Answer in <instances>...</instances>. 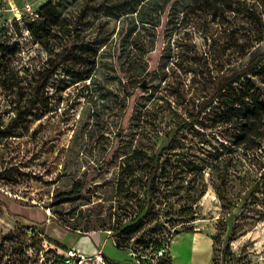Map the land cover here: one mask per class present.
<instances>
[{
	"label": "rangeland",
	"instance_id": "1",
	"mask_svg": "<svg viewBox=\"0 0 264 264\" xmlns=\"http://www.w3.org/2000/svg\"><path fill=\"white\" fill-rule=\"evenodd\" d=\"M48 1L0 0V264H67L69 250L89 256L101 250L106 264H190L192 259L204 264L205 256L212 258V238L211 264H264V159L251 161L234 145L235 131L214 127L212 115L200 117L196 124L191 120L212 84L185 71L194 69L187 60L191 45L209 62L214 56L210 44L216 46L217 57L230 62L228 71L248 59L231 48L233 37L238 45L252 44L255 52L264 53V40L254 41L255 32L264 29V0L238 2L234 10L224 9L220 21L204 17L174 29L165 14L148 56L154 75L126 87L120 48H108L91 82H76L74 70H60L40 84L42 118L36 120L30 112L14 121L32 93V76L47 68L49 53L32 38L27 24ZM117 25L110 21L108 30ZM180 54L182 67L174 72ZM71 61L75 70L82 68ZM162 65H167L168 75L160 72ZM178 122L185 123L179 130ZM164 146H170L167 156L180 165L170 186L182 190L189 180H204L206 186L194 205L195 220L188 223L206 237L195 241L193 234H184L192 245L185 249L184 239L178 241L175 249L185 254L174 261L172 241L164 246L165 253H145L136 243L143 232L128 242V249L117 247L106 233L116 228L117 213L124 212L119 205L128 213L133 205L136 212L137 197H143L144 175L129 179L125 193H118L122 158L137 148L154 152ZM212 148L218 149L214 155L220 154V159L213 161L214 170L200 174L196 165L208 160ZM223 177L227 184L218 188ZM81 182H86L85 189L71 195ZM174 190L168 204L154 199L157 214L149 227L163 224L170 234L181 227L163 215L170 203L175 209L186 203V198L176 200ZM61 223L88 232L66 231ZM57 238L64 247L55 244Z\"/></svg>",
	"mask_w": 264,
	"mask_h": 264
},
{
	"label": "trees",
	"instance_id": "2",
	"mask_svg": "<svg viewBox=\"0 0 264 264\" xmlns=\"http://www.w3.org/2000/svg\"><path fill=\"white\" fill-rule=\"evenodd\" d=\"M244 1L246 0H49L38 10L37 17L27 24L32 38L49 53L47 68L43 73H39L38 77L35 74L32 76L29 82L32 93L28 95L26 106L19 110L14 121L26 117L30 112H34L32 116L36 120L42 118L41 110L44 106L39 100L40 84H46L60 70H74L72 73L76 82H91L99 68L101 57L108 48H120L118 56L124 58L126 87H133L140 79L154 75L155 73L150 72L148 56L154 50L163 15H167V25L174 29L178 25L182 27L190 24L191 21L199 22L204 17L220 21L224 16V9L234 10L233 6L237 8L238 2ZM110 21H116L118 25L109 31ZM263 31L264 29L255 32L257 36L254 41L264 40ZM231 42V48L238 53L239 58L248 59L230 71L225 70L230 64L229 60L217 57L216 46L210 44L209 50L214 56L209 62L196 45H191L190 60H187L194 69L185 68V71L193 72L197 78L208 79L212 84L207 95L196 105L191 120L196 124L200 117L212 115L211 123L214 127L223 126L235 131L234 145L243 149L251 161L264 159V53L255 52L252 44L238 45L235 37ZM182 56L183 54L178 56L179 61L173 69L174 72L182 67ZM170 58L169 55L163 56V60L169 61ZM71 60L82 68L75 70L76 65L72 66ZM166 69L167 65L160 67L164 76L168 75ZM158 72L157 70L156 74ZM172 89L177 96L178 90ZM127 92L128 96L132 95L129 89ZM184 124L178 122L177 130ZM166 147L154 152L148 148H137L122 158L117 181L119 194L125 193L129 179L131 182L136 175H144L145 179L142 180L143 197L140 194L137 197L140 201L138 211L134 212L131 205V212L128 213L127 209L119 205V209L125 214L123 212L120 215L118 212L117 216L115 215L116 228L108 230L112 232L111 237L119 248L128 249V242L133 240L136 234L143 232L136 240V243L142 246V251L157 253L163 250L165 253L164 246L175 236L196 231L188 223L195 220L194 205L206 192L204 180H189L182 190L170 186L178 177L180 165L176 158L167 156L165 150L170 146ZM212 149L207 154L208 160L196 165L200 174L206 169L214 170L216 165H213V161L220 159V154L214 155L218 149ZM253 165L259 169L256 163L253 162ZM261 178L264 179V172ZM221 179L218 188L228 181L226 177ZM85 187L86 182L78 183L70 194L77 195ZM173 189L176 200L182 201L180 199L186 198V203L179 204L177 209L170 203V210L166 209L163 214L170 215L168 221L172 220L173 226L181 225L170 234L163 224H157L155 227L148 225L154 219L152 216L157 214L153 210L154 199H159V204L166 203ZM130 198L134 199L133 194ZM61 225L66 231L82 235L88 232V228L81 230L78 226ZM55 244L63 245L59 241H55Z\"/></svg>",
	"mask_w": 264,
	"mask_h": 264
},
{
	"label": "crops",
	"instance_id": "3",
	"mask_svg": "<svg viewBox=\"0 0 264 264\" xmlns=\"http://www.w3.org/2000/svg\"><path fill=\"white\" fill-rule=\"evenodd\" d=\"M42 219V218H41ZM49 223V222H48ZM61 230V229H60ZM190 235V234H193V238H194V240L195 241H200L202 238H204V237H206V235H205V233H203V234H201L200 233V231H197L196 230V232H194V233H180V234H178L177 236H175L174 238H173V240H172V242H171V249H170V251H171V255H172V257H174V258H172V260L174 261V260H176V256H178L179 258H182V256H184V252H178L176 249H175V246H176V243H178V241H180L181 239H184L183 240V243H182V245H181V247L182 248H185V249H189L190 247H191V243H190V240L188 239V236H183V235ZM205 235V236H204ZM183 237H185V238H183ZM56 240H58L61 244H63L58 238L56 239ZM175 243V244H174ZM211 244H212V258L210 257V255L207 257V256H205V258H204V261H203V263L204 262H206V263H204V264H211V261H212V259H213V253H214V241H213V238H212V240H211ZM175 245V246H174ZM178 246V245H177ZM74 249H76V248H74ZM77 250H79V249H77ZM80 251V250H79ZM89 254H91V253H89ZM190 264H196V262L195 261H193V259H192V262H190Z\"/></svg>",
	"mask_w": 264,
	"mask_h": 264
},
{
	"label": "built area",
	"instance_id": "4",
	"mask_svg": "<svg viewBox=\"0 0 264 264\" xmlns=\"http://www.w3.org/2000/svg\"><path fill=\"white\" fill-rule=\"evenodd\" d=\"M106 233L111 237V231H106ZM67 257V264H106V259L101 250L92 256L69 250Z\"/></svg>",
	"mask_w": 264,
	"mask_h": 264
}]
</instances>
